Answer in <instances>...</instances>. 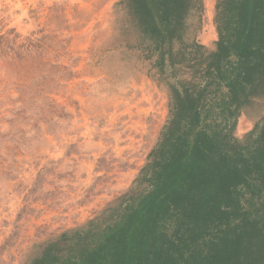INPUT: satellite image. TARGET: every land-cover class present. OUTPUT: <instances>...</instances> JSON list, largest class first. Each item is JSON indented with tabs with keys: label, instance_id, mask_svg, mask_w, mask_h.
I'll return each mask as SVG.
<instances>
[{
	"label": "rangeland",
	"instance_id": "1",
	"mask_svg": "<svg viewBox=\"0 0 264 264\" xmlns=\"http://www.w3.org/2000/svg\"><path fill=\"white\" fill-rule=\"evenodd\" d=\"M216 0H194L161 60L128 0H0V264H28L136 184L171 86L202 82ZM225 90L224 88H222ZM264 94L237 116L241 138ZM248 197L249 195L246 194Z\"/></svg>",
	"mask_w": 264,
	"mask_h": 264
},
{
	"label": "trees",
	"instance_id": "2",
	"mask_svg": "<svg viewBox=\"0 0 264 264\" xmlns=\"http://www.w3.org/2000/svg\"><path fill=\"white\" fill-rule=\"evenodd\" d=\"M193 1L128 0L162 61H183L167 46ZM214 23L202 82L171 86L136 178L144 190L126 191L28 264H264V116L241 138L232 133L241 108L264 94V0H216Z\"/></svg>",
	"mask_w": 264,
	"mask_h": 264
}]
</instances>
